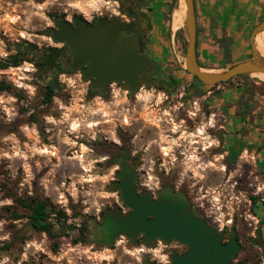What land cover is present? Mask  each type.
<instances>
[{
  "label": "rangeland",
  "instance_id": "1",
  "mask_svg": "<svg viewBox=\"0 0 264 264\" xmlns=\"http://www.w3.org/2000/svg\"><path fill=\"white\" fill-rule=\"evenodd\" d=\"M195 1L200 23L199 62L213 72L226 70L244 56L253 29L264 20V3L258 2L257 11L253 12V8L246 19V10L236 4L238 0L228 13L218 5L210 9V0ZM172 4L173 0L153 3L155 33L151 52L161 61L163 73L183 81L179 93L188 91L189 84L216 93L220 143H233L234 107L238 109V119L246 121L242 129L256 133V142L264 143V81L258 75H247L248 78L233 79L210 88L198 82L184 69V23L180 24L176 16L177 3L174 10H171ZM68 16L72 17L71 21L83 20L68 8V0H0V58L15 54L14 45L22 42L32 43L40 50L62 47L50 35L56 29L55 22L67 20ZM228 52L230 60L227 61ZM53 73L41 72L28 62L18 68L0 70V82L13 87L11 92L0 93V264H140L137 257L142 246L122 243L124 238L108 246L89 241L74 244L79 235L74 228L59 230L56 226L60 236L52 239L33 231L27 218L13 220L11 211L26 215L14 198L37 196L66 212L71 217L69 225L78 227L88 222L89 234L83 237L85 241L95 239L96 226L106 214L113 210L130 211L116 187L120 166L110 156L115 143L121 140L131 143L134 128L130 124L132 105L129 102L132 100L126 99L123 87L117 86L119 94H114L112 89L110 94L100 97L92 91L91 81L84 79L82 69L68 68L58 76L59 90L51 104L43 105V86ZM245 99L250 102L246 104ZM31 113H36V123L30 121ZM221 126L226 129L229 126L231 132L227 134ZM104 143L108 144L104 146ZM236 143L241 142L236 139ZM260 161L264 171V159ZM222 166L220 160L217 178L200 180L207 190L226 183ZM237 179L229 187L228 198L234 192L241 202L231 199L227 205L219 204L222 212L219 218L230 220L233 223L230 227L242 236L251 239L261 233L264 239V222L255 224L252 219L257 217L256 211L264 215V176L246 180L245 186H236ZM254 192L259 194L253 195ZM213 196L221 198L219 194ZM55 241L58 248H54ZM170 247L166 248L168 253ZM253 251L261 250L255 246ZM146 256L154 261L150 252ZM246 257L252 262L244 253L242 258ZM261 262L264 264V257Z\"/></svg>",
  "mask_w": 264,
  "mask_h": 264
},
{
  "label": "flooded vegetation",
  "instance_id": "2",
  "mask_svg": "<svg viewBox=\"0 0 264 264\" xmlns=\"http://www.w3.org/2000/svg\"><path fill=\"white\" fill-rule=\"evenodd\" d=\"M118 3L119 15L104 12L103 16H95L89 24L94 25L100 19H118L126 27L122 35L136 38L139 48L142 42L141 54L152 62L150 76L144 77L146 84L143 86L144 89L152 90L145 91L151 93L149 96L138 99L140 88L132 91L124 83L115 81L117 87L125 89L126 99L132 100L129 102L132 105L130 124L134 128L131 143L129 140L115 143V149L110 156V160L116 161L120 166L118 177L125 170V173L131 176L137 192L147 193L156 201H183L197 218L223 234V243H229L233 234H236L241 249L236 257L231 259L232 264H262L264 239L261 233L251 239L242 236L234 227H230L233 224L230 220L221 221L219 215L222 212L218 206L230 203L228 191L235 178H238L236 186H245L246 180L264 176L263 163L258 159V155L264 154V143H220V113L216 93L203 91L197 85L192 87V84L188 85V91L184 94L179 93L178 89L183 81L170 74H164L161 61L151 52L155 33L152 21L154 0H118ZM76 21L85 20L75 19L71 23ZM72 63L73 57L69 52L65 67L71 69ZM89 81L92 88V80ZM111 90L109 87L108 92L103 93L92 88L100 97L110 94ZM226 122H229L228 118ZM221 129L226 130L227 134L232 131L229 132V126L227 129L221 126ZM104 144L106 146L108 143ZM220 160L223 163L222 175L227 179L226 183L210 188L209 191L200 180L217 178ZM234 165L239 166V169L230 168ZM234 171L237 172L236 175ZM145 179L148 182H144ZM214 194H219L221 198L213 196ZM117 211L119 210L109 213L114 218ZM256 214L259 223L264 222V215L257 211ZM106 216L107 214L100 224V237L95 233L98 244L115 245L119 238H124L122 243H136L145 249L143 252L139 251L137 257L140 264H156L155 261L149 260L146 254L147 249L156 247L157 239L148 242L143 234L135 238L129 235L112 238L111 232L106 230L112 223L109 219L104 222ZM169 246L170 258L174 251L180 255L188 251V246L178 241L169 242ZM255 246L261 251L254 252ZM244 253L252 262H248L247 257L242 258Z\"/></svg>",
  "mask_w": 264,
  "mask_h": 264
},
{
  "label": "water",
  "instance_id": "3",
  "mask_svg": "<svg viewBox=\"0 0 264 264\" xmlns=\"http://www.w3.org/2000/svg\"><path fill=\"white\" fill-rule=\"evenodd\" d=\"M185 5L184 27L182 36L186 49L184 69L202 84L215 86L226 83L240 75L264 74V57L256 48V37L264 32V20L252 31L250 45L252 57L237 62L223 71L213 72L202 67L197 53V16L195 0H178ZM177 6V8H178ZM52 38L55 42L66 44L73 57L71 69L83 68L85 80H92V88L107 93L111 82L119 81L134 91L146 84L144 77L150 76L152 69L150 59L141 52L136 38L126 37V29L118 19H100L92 25L86 21L57 20ZM116 183L124 205L130 210L107 214L112 238L129 235L135 238L145 235L148 242L162 238L166 242L178 241L188 246L182 255L172 252V264H232L241 246L233 234L229 243H223V234L207 226L197 218L188 205L179 199L156 201L147 194H139L132 184L131 176L125 170L119 174ZM102 226H96V236L101 235Z\"/></svg>",
  "mask_w": 264,
  "mask_h": 264
},
{
  "label": "trees",
  "instance_id": "4",
  "mask_svg": "<svg viewBox=\"0 0 264 264\" xmlns=\"http://www.w3.org/2000/svg\"><path fill=\"white\" fill-rule=\"evenodd\" d=\"M178 0H173L171 10H174L175 4ZM76 20H82L76 18ZM51 37L53 34L50 35ZM15 54L7 56L5 58H0V70H7L9 68H18L22 66L25 62L32 63L36 66L41 72L53 71V75L48 79V81L43 86V105H49L53 101V98L57 95L59 90L58 76L68 70L65 67V59L68 56L70 49L65 44L62 47H50L46 50H40L36 45L29 42L17 43L14 45ZM249 48V50L247 49ZM252 57V49L250 44L246 45V51L244 56L241 57L239 61H244ZM229 52L227 53L226 60H230ZM201 66V62H199ZM198 82H200L196 77H194ZM237 78H248L247 75H240L233 79ZM231 79L230 81H232ZM228 81V82H230ZM226 82V83H228ZM201 83V82H200ZM225 84L219 83L215 86ZM209 87V86H206ZM210 88V87H209ZM13 90L12 85L8 84L5 81L0 82V93L11 92ZM246 93L251 94L250 91ZM247 97V94H246ZM246 104L250 101L245 99ZM30 121L36 123L38 121L36 113L30 114ZM249 132L245 131L244 135L248 136ZM245 143H257L251 139L246 140ZM16 204L24 210L26 213L25 216L19 215L16 211H11L13 220H21L23 218L28 219L29 226L33 231L37 233H45L52 239H57L60 236V233L56 231V226H59V230H65L66 228H74L79 232L77 238L74 239V244L81 242L87 243L95 242L96 239H86L83 240V237L88 236L89 234V224L88 222H83L78 227L76 225L70 224L69 220L71 217L67 215L66 212L61 211L53 207L47 200H44L40 197H29V198H14ZM257 215V214H256ZM63 232V231H62ZM59 244L55 241L54 248H58ZM56 250V249H55Z\"/></svg>",
  "mask_w": 264,
  "mask_h": 264
},
{
  "label": "clouds",
  "instance_id": "5",
  "mask_svg": "<svg viewBox=\"0 0 264 264\" xmlns=\"http://www.w3.org/2000/svg\"><path fill=\"white\" fill-rule=\"evenodd\" d=\"M68 8L72 9L74 13L79 14L83 19L91 23L95 16H103L105 11L111 12L113 15H119L117 11L119 8L118 0H68ZM68 23H71L72 17H66ZM109 87L114 89V94H119V89L116 87V83L113 81L109 84ZM143 93V96H141ZM150 92H145L143 86L140 87V91L137 93V98H144L149 96ZM163 95L162 93L160 94ZM99 211V208L97 209ZM169 246V242H166L162 238L157 239L156 247L147 249L151 253L153 260L156 264H172V259L166 248ZM139 251L143 252L145 249L142 247Z\"/></svg>",
  "mask_w": 264,
  "mask_h": 264
},
{
  "label": "crops",
  "instance_id": "6",
  "mask_svg": "<svg viewBox=\"0 0 264 264\" xmlns=\"http://www.w3.org/2000/svg\"><path fill=\"white\" fill-rule=\"evenodd\" d=\"M258 2H259V4H260V2H262V5H263L264 0H238V3H236V0H213V1L210 0V4H211L210 5L211 6L210 9H212L214 6L218 5V6H221L223 11L228 13L232 9V6L236 3V4L240 5L241 7H243L246 10V19H249V15L248 14H250L252 12V9L254 8L253 12L257 11L256 10L257 7H255V6L259 5ZM223 11H222V13H223ZM196 16H197V11H196ZM199 24H200L199 23V17L197 16L198 32H199ZM247 27H248V24L246 25V29H247ZM197 38H198V35H197ZM255 42L257 44L256 48L260 52L264 51V32H262L261 34H259L256 37ZM198 45H199V40H197V53H198V60H200ZM237 110L234 107V110H233V113H232V120H233V122H232V132H233L232 140H233V143L236 142V139H237V142H241V143H245L246 140H249V139H251L252 141L256 142V140H258V138L256 136V133H253V132L251 133L250 132L248 134L247 138L244 135V131L246 129H242V128H244L243 125L246 126V121L243 120V122H242L240 119H238L239 112ZM238 128H241V129L238 130ZM258 159L259 160L264 159V155L263 156L258 155Z\"/></svg>",
  "mask_w": 264,
  "mask_h": 264
},
{
  "label": "bare ground",
  "instance_id": "7",
  "mask_svg": "<svg viewBox=\"0 0 264 264\" xmlns=\"http://www.w3.org/2000/svg\"><path fill=\"white\" fill-rule=\"evenodd\" d=\"M176 16H177L178 20L180 21V24H182L184 21V16H185V5L182 2L180 3V5L178 6V8L176 10ZM261 54L264 57V51H261ZM257 75L261 80L264 81V74H257Z\"/></svg>",
  "mask_w": 264,
  "mask_h": 264
},
{
  "label": "built area",
  "instance_id": "8",
  "mask_svg": "<svg viewBox=\"0 0 264 264\" xmlns=\"http://www.w3.org/2000/svg\"><path fill=\"white\" fill-rule=\"evenodd\" d=\"M236 184H237V183H235V185H236ZM235 185L233 186V188H235ZM258 190H259V189H258ZM258 194H259L258 192H254V193H253V195H256V196H257ZM231 199H234V200L240 201L239 196L236 195L234 192H233V195H232ZM240 202H241V201H240ZM248 202H249V206H251V205H252L251 200H249ZM252 219L255 221V224L259 223V219H258L257 217H253Z\"/></svg>",
  "mask_w": 264,
  "mask_h": 264
}]
</instances>
